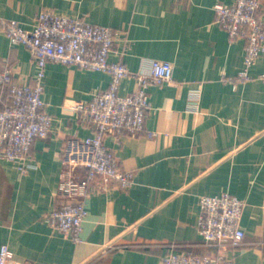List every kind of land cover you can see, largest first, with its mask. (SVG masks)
I'll use <instances>...</instances> for the list:
<instances>
[{"label": "crops", "instance_id": "crops-1", "mask_svg": "<svg viewBox=\"0 0 264 264\" xmlns=\"http://www.w3.org/2000/svg\"><path fill=\"white\" fill-rule=\"evenodd\" d=\"M236 0H0V19L29 28L41 9L124 31L110 60L131 72L147 71L152 59L173 66L169 82L149 87L151 108L137 134H108L106 145L133 182L107 188L94 181L85 199L80 240L50 227L67 136L91 135L69 107L106 89L107 71L48 61L44 110L51 131L36 138L21 170L0 157V247L13 264H161L169 250L211 252L198 229L200 195L230 193L244 201V238L228 254L234 264H264V53L245 68V42L230 40L214 21V6ZM264 7V0H258ZM31 84L37 66L28 49L12 45L0 25V70ZM138 86L124 78L120 94ZM81 173V172H80Z\"/></svg>", "mask_w": 264, "mask_h": 264}, {"label": "built area", "instance_id": "built-area-1", "mask_svg": "<svg viewBox=\"0 0 264 264\" xmlns=\"http://www.w3.org/2000/svg\"><path fill=\"white\" fill-rule=\"evenodd\" d=\"M214 21L230 40L245 42L244 70L236 80L249 78L247 69L264 53V7L258 0H236L230 5L214 6ZM0 25L12 45H24L37 66L31 84L19 83L9 68L0 70V157L26 170V159L36 138H44L52 129L53 118L44 110L45 66L48 61L75 65L86 70L107 71L111 75L106 89L91 93L89 99L74 101L69 109L88 124L91 135H70L61 149L62 172L56 190L57 204L46 220L50 227L74 241L86 215L85 199L94 181L101 189L116 182L128 187L131 171L121 169L114 152L106 145L108 134H137L143 130L151 108L149 87L169 82L173 66L169 61L152 59L147 71L131 72L121 58L110 60L121 41L119 56L126 54L129 39L124 31L93 24L80 17H68L41 9L31 26L24 28L15 20L0 19ZM132 76L137 88L120 94L121 81ZM260 78L264 80V73ZM81 172V173H80ZM198 229L211 252L204 254L169 249L161 264H234L228 252L241 244L244 230L240 221L244 201L230 193L198 197ZM14 254L0 247V264H13Z\"/></svg>", "mask_w": 264, "mask_h": 264}]
</instances>
